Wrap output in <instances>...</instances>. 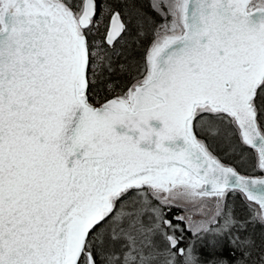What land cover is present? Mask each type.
<instances>
[{
	"label": "snow or ice",
	"instance_id": "1",
	"mask_svg": "<svg viewBox=\"0 0 264 264\" xmlns=\"http://www.w3.org/2000/svg\"><path fill=\"white\" fill-rule=\"evenodd\" d=\"M0 264H264V0H0Z\"/></svg>",
	"mask_w": 264,
	"mask_h": 264
},
{
	"label": "water",
	"instance_id": "2",
	"mask_svg": "<svg viewBox=\"0 0 264 264\" xmlns=\"http://www.w3.org/2000/svg\"><path fill=\"white\" fill-rule=\"evenodd\" d=\"M153 123L156 124L157 126H159V122L154 121Z\"/></svg>",
	"mask_w": 264,
	"mask_h": 264
}]
</instances>
